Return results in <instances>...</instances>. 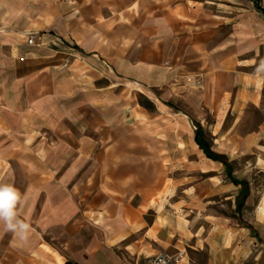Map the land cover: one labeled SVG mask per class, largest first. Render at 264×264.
<instances>
[{
    "label": "crops",
    "instance_id": "1",
    "mask_svg": "<svg viewBox=\"0 0 264 264\" xmlns=\"http://www.w3.org/2000/svg\"><path fill=\"white\" fill-rule=\"evenodd\" d=\"M179 2L0 0V184L18 191L17 217L30 228L21 241L0 225V264H146L152 256L177 252L185 254L182 264H195L191 254L204 251L207 264H226L238 237L250 233L197 224L202 211L199 200L190 197L176 200L168 191L148 200L140 176L116 179L125 168L115 160L124 155L122 143L100 155L99 143L90 144L93 139L85 133L98 128L99 119L87 122L84 110H102L110 123L124 83L156 97L152 108L138 104L139 118L180 114L189 119L213 108L220 119L214 134L220 150L212 149L231 165L232 181L249 184L243 208L254 205L256 186L246 173L264 171V120L244 135L240 126L251 107H264V72H257L264 49L248 57L242 46L245 37L258 40L259 30L251 23L246 28L252 33H245L240 25L225 37L228 22L216 0L200 6ZM53 34L75 44L76 59L87 62L78 79L49 67L23 74L7 69L21 56L36 64L48 53L42 44ZM30 35L36 36L35 45L19 43ZM102 80L105 85H98ZM56 125L59 143L38 138L39 126ZM197 139L198 134L196 145ZM241 155H254L255 163L233 169ZM240 172L245 176L235 175ZM232 185L242 191V185ZM236 202L241 217L244 209L239 211ZM254 208L252 218L264 239V192ZM255 264H264V243Z\"/></svg>",
    "mask_w": 264,
    "mask_h": 264
},
{
    "label": "rangeland",
    "instance_id": "2",
    "mask_svg": "<svg viewBox=\"0 0 264 264\" xmlns=\"http://www.w3.org/2000/svg\"><path fill=\"white\" fill-rule=\"evenodd\" d=\"M179 3L200 6L203 0H180ZM215 3L219 5L217 8L222 11L223 19L228 22L227 28L223 31L225 37L233 36L236 27L240 25L245 26L243 30L245 33L251 34L252 29L246 26L250 27L253 23L255 31L259 30V38L251 40L245 37L242 50L250 57L255 51L264 49V15L254 10V5L250 0H216ZM216 10L212 9V11ZM27 37H20L19 43L24 45ZM51 38L50 42L42 44L48 53L38 57L36 64L32 61L33 59H23L21 56L16 59L17 61L9 62L7 69L17 68L20 74H23L35 67H49L53 71L67 72L68 75H72L71 78L74 81L78 79L77 72L86 71L88 68L87 62L76 59L78 47L73 43H68L59 35L53 34ZM83 78L87 77L83 76ZM106 82L102 80L98 85H105ZM197 84L199 85L195 82V86H198ZM124 85L127 88H121L117 93L120 97L116 107L117 112L110 114V123H106L107 117L104 116L106 113L102 110L99 112L90 108L84 110L87 122L94 123L99 119L98 128L94 127L85 131L89 138L93 139V142L90 140V144L98 142L100 155H102L107 147H117L122 143L124 155L116 154L115 160L122 161L125 168L122 172L115 174L116 179L124 177L127 182H130L138 180L140 176L143 187L144 181L147 183L142 191H146L148 200H159L168 191L170 195L176 197V200H187L190 197L192 200H199L196 205L202 211L197 224H204L216 230L235 227L249 231V234L238 237L237 246L230 249L225 262L226 264H231L233 261H236L235 264H255L256 256L263 248L264 239L256 230L257 225L252 218V212L258 203V198L264 192V171L255 170L246 173L251 183L256 186L257 198L254 205L243 208L241 217H238L235 200L238 203L244 193L236 191L232 185V176L229 177L226 167L208 159L195 141L198 126H201L204 128L205 137L210 146L220 150L219 142L214 141V134L218 129L217 121H220L219 118L216 119V110L213 108L200 109L197 115L194 114L189 119L180 114L174 117L165 114L163 119L155 114L149 119L139 118L138 104L152 108L150 102H156V97L152 94L149 98L146 97L140 93L144 90L136 85L128 83ZM125 89L127 91H124ZM262 120H264V107H251L240 126L241 135L256 130ZM231 122L230 118L227 127ZM58 127V125L55 127L39 126L36 134L38 138L54 145L59 143ZM161 133L164 134L163 139L159 137ZM106 135L109 136L107 141L105 140ZM241 156L235 161L233 169L242 171L244 166L255 163L254 155ZM100 159L102 162L103 157ZM133 164L137 165L139 172L132 171ZM102 175L101 183L103 182ZM235 175L242 178L245 173L240 172ZM172 183L174 187L171 186ZM248 209L250 212H247ZM252 227L254 229H251ZM191 257L195 264H207L206 251L201 254H191Z\"/></svg>",
    "mask_w": 264,
    "mask_h": 264
},
{
    "label": "clouds",
    "instance_id": "3",
    "mask_svg": "<svg viewBox=\"0 0 264 264\" xmlns=\"http://www.w3.org/2000/svg\"><path fill=\"white\" fill-rule=\"evenodd\" d=\"M257 72H264V61L260 63ZM18 202H20L18 191L12 185L0 184V225H3L6 231L14 232L19 240L26 241L30 228L17 217Z\"/></svg>",
    "mask_w": 264,
    "mask_h": 264
},
{
    "label": "trees",
    "instance_id": "4",
    "mask_svg": "<svg viewBox=\"0 0 264 264\" xmlns=\"http://www.w3.org/2000/svg\"><path fill=\"white\" fill-rule=\"evenodd\" d=\"M262 0H254V4L257 8L258 11L262 12L264 14V8L261 5ZM198 134V139H197V144L199 145L200 149L204 152V154L207 156L208 159L214 161V162H219L223 164L227 168V173L229 177H231L232 173L230 172L231 165L225 161V157L216 153L212 147L210 146L208 140L205 137V131L204 128L201 126H198L197 130ZM233 183L235 185H242V192L244 193L242 199L238 203V210L241 211L246 203V200L250 194V189H249V184L246 182H238L236 180H233ZM251 229H254L252 227Z\"/></svg>",
    "mask_w": 264,
    "mask_h": 264
},
{
    "label": "built area",
    "instance_id": "5",
    "mask_svg": "<svg viewBox=\"0 0 264 264\" xmlns=\"http://www.w3.org/2000/svg\"><path fill=\"white\" fill-rule=\"evenodd\" d=\"M36 40L35 35L27 37V42L31 46L36 44ZM184 260L185 254L182 252L164 253L150 257L146 264H182Z\"/></svg>",
    "mask_w": 264,
    "mask_h": 264
}]
</instances>
